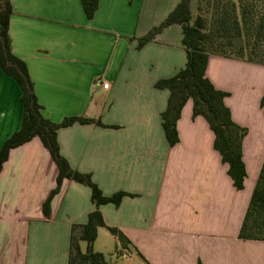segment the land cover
Segmentation results:
<instances>
[{
  "label": "crops",
  "instance_id": "obj_1",
  "mask_svg": "<svg viewBox=\"0 0 264 264\" xmlns=\"http://www.w3.org/2000/svg\"><path fill=\"white\" fill-rule=\"evenodd\" d=\"M9 1L11 49L27 66L44 116L53 122L84 116L104 125L75 122L56 136L71 168L89 173L104 195L129 194L117 206L99 207L104 222L128 239L122 246L114 237L116 253H134L143 264H264V240L238 237L264 164V64L211 54L206 65L214 87L228 92L232 120L246 128V176L238 190L208 123L192 116L191 99L176 122L178 141L169 145L164 135L160 114L169 90L154 84L186 63L181 27L169 25L136 47L178 0H162L164 12L154 22L155 0H98L91 19L80 0ZM20 95L0 68V146L20 125ZM56 174L37 137L9 151L0 170V264H67L71 226L84 223L95 206L88 186L65 179L46 217L42 204ZM111 237L98 227L94 250L106 259L102 246Z\"/></svg>",
  "mask_w": 264,
  "mask_h": 264
},
{
  "label": "trees",
  "instance_id": "obj_2",
  "mask_svg": "<svg viewBox=\"0 0 264 264\" xmlns=\"http://www.w3.org/2000/svg\"><path fill=\"white\" fill-rule=\"evenodd\" d=\"M192 1L178 0L174 8L156 26L150 28L145 35L137 39V49L150 42L169 25L178 24L181 27V44L186 53V63L174 75L161 78L154 84L156 88H167L169 97L165 109L161 112V125L164 135L173 145L178 141L176 122L180 112L188 99L192 101V116H202L214 135L213 147L220 154L223 163L227 164V173L233 186L242 189L246 171L242 161V138L246 134V128L236 124L232 118L230 109L224 103L228 92L214 87L206 77V65L211 54L235 58L229 55L213 53L207 50L208 45L218 44L220 37H226L220 27L213 31L207 28L206 19L197 12L192 14ZM83 11L88 19H91L98 7V0H80ZM12 8L9 0H0V68L8 76L12 77L20 87V101L22 103V116L20 125L0 146V170L6 161L9 151L20 146L34 137H37L47 149L50 157L57 167L55 187L49 192L42 204V212L48 217L50 214V201L56 194L63 180L75 181L91 190L90 198L94 209L87 214V219L82 224H73L70 230V244L67 264H113L108 262L101 252L94 250V241L98 227H105L111 235L116 237L120 245L124 246L128 241L122 231L104 222L99 207L112 203L117 206L122 197L129 195L125 192H115L109 196L102 193L99 186L92 180L89 173L79 172L71 168L66 158L60 153L56 132L61 127L70 126L75 122L85 124L92 123L104 126L100 120L84 116H68L60 122H53L42 113L34 93L33 81L27 70L25 62L13 54L9 36V19ZM225 24V21H222ZM264 28V17L259 24L258 35ZM238 30V26L236 28ZM247 62H253L241 59ZM260 106L264 113V93L260 99ZM264 214V164L261 166L255 186L252 190L249 203L241 223L238 237L241 239L264 240L259 229L257 219ZM80 242L85 243L84 250ZM200 264V263H198Z\"/></svg>",
  "mask_w": 264,
  "mask_h": 264
},
{
  "label": "rangeland",
  "instance_id": "obj_3",
  "mask_svg": "<svg viewBox=\"0 0 264 264\" xmlns=\"http://www.w3.org/2000/svg\"><path fill=\"white\" fill-rule=\"evenodd\" d=\"M191 7L193 16L198 11L201 12L210 31L219 26L222 30L220 32L223 34H225L223 30L227 32L226 37H220L221 40L217 39L218 44L208 45V51L229 55L240 60L264 63V28L260 35L257 34L259 24L264 17V0H194ZM164 9L165 2L152 1L151 22L159 19ZM222 21H225V24ZM257 223L264 236V214L257 219ZM111 236L114 241L105 242L102 246L107 259L110 258L115 264H143L134 253L131 257L124 258L118 255L115 250L114 236ZM84 248L85 245L82 242L81 249L84 250Z\"/></svg>",
  "mask_w": 264,
  "mask_h": 264
},
{
  "label": "built area",
  "instance_id": "obj_4",
  "mask_svg": "<svg viewBox=\"0 0 264 264\" xmlns=\"http://www.w3.org/2000/svg\"><path fill=\"white\" fill-rule=\"evenodd\" d=\"M102 86H103L104 88H107V87H108V84H107V83H102Z\"/></svg>",
  "mask_w": 264,
  "mask_h": 264
}]
</instances>
